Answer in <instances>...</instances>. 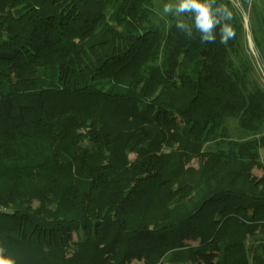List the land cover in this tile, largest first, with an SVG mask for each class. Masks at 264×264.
Listing matches in <instances>:
<instances>
[{"label": "trees", "instance_id": "16d2710c", "mask_svg": "<svg viewBox=\"0 0 264 264\" xmlns=\"http://www.w3.org/2000/svg\"><path fill=\"white\" fill-rule=\"evenodd\" d=\"M160 1L0 0V259L264 264V87L242 18L208 0L209 43Z\"/></svg>", "mask_w": 264, "mask_h": 264}, {"label": "rangeland", "instance_id": "374dc122", "mask_svg": "<svg viewBox=\"0 0 264 264\" xmlns=\"http://www.w3.org/2000/svg\"><path fill=\"white\" fill-rule=\"evenodd\" d=\"M231 4L234 6L236 9L237 13L239 16L242 18V25L244 29V36H243V41H242V49H243V54L247 56L249 59L250 64L252 65V72L251 74L257 78L258 83L264 87V46L260 49L257 48V42L256 39H254L253 32H257L258 37L264 38V33L263 31L258 33L259 29V23L257 22L255 15L259 16L261 19H263L264 15V0H248L247 3H244L242 0H229ZM161 7H162V13L165 15L168 14V12H164V6L166 4L171 6V10H173L176 5L179 3V0H161ZM264 42V40H262ZM226 125L229 129L231 139H236L237 140V125L234 120H229L226 122ZM264 135V130L257 135L263 136ZM219 139V138H218ZM216 140V139H215ZM215 140L211 141H205L206 143L204 144V150H213L215 149L214 142ZM214 141V142H213ZM217 141V140H216ZM218 142L215 144L217 145ZM133 158V157H132ZM201 160L202 159H194L190 167H192L193 170L198 171L201 167ZM253 175L259 177L262 175V171L259 170L258 168H255L253 170ZM176 198H173L169 200L166 204L172 205L173 200ZM177 202V199L175 200ZM257 239H259V236H257L255 239H251L247 242V244H252L256 243ZM261 242V241H259ZM257 242L256 244H258ZM214 253H216L215 249L209 251L206 256H204V260L207 262V264H213L214 260ZM200 254H196L195 257L198 258ZM131 264H140L141 260L139 258H133L130 260Z\"/></svg>", "mask_w": 264, "mask_h": 264}, {"label": "clouds", "instance_id": "9594fccd", "mask_svg": "<svg viewBox=\"0 0 264 264\" xmlns=\"http://www.w3.org/2000/svg\"><path fill=\"white\" fill-rule=\"evenodd\" d=\"M169 11H171V6L166 4L164 6V12L167 13ZM176 12L192 13L196 28L203 33L201 40L209 43L215 40L213 29L215 25L219 24V21L213 17L208 0H179V3L176 5ZM227 18L231 19L230 13H228ZM177 27L183 28L185 25L183 22H178ZM221 35L222 42H226L228 38L234 35V32L228 25H224L221 27ZM0 264H10V262L0 259Z\"/></svg>", "mask_w": 264, "mask_h": 264}]
</instances>
